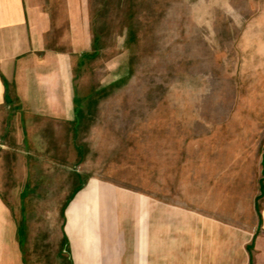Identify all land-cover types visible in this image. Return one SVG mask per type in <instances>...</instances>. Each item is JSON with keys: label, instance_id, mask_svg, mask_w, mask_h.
Returning <instances> with one entry per match:
<instances>
[{"label": "rangeland", "instance_id": "1", "mask_svg": "<svg viewBox=\"0 0 264 264\" xmlns=\"http://www.w3.org/2000/svg\"><path fill=\"white\" fill-rule=\"evenodd\" d=\"M82 9L72 31L66 23L73 110L56 125L42 116L39 134L23 122V141L8 143L25 155L26 198L38 199L26 213L50 214L62 232L69 218L85 241L125 259L152 248L159 261L191 264L194 211L239 210L256 185L264 0H83ZM57 241L56 264H69L66 238Z\"/></svg>", "mask_w": 264, "mask_h": 264}, {"label": "crops", "instance_id": "2", "mask_svg": "<svg viewBox=\"0 0 264 264\" xmlns=\"http://www.w3.org/2000/svg\"><path fill=\"white\" fill-rule=\"evenodd\" d=\"M82 7L83 0H0V264H56L58 237L66 238L59 253L69 264H168L152 248L130 250L126 259L120 248L98 249L69 224L70 210L63 232L50 214L26 213L38 199L26 198L25 155L8 143L23 141V122L39 134L42 116L56 125L73 110V42L66 23L68 15L72 31L71 15ZM256 159V185L239 210L231 203L194 211L191 264H264V148ZM45 253L52 257L41 263Z\"/></svg>", "mask_w": 264, "mask_h": 264}]
</instances>
